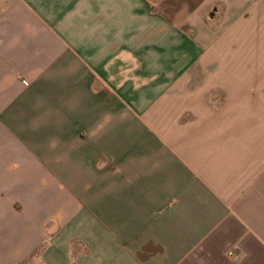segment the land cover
<instances>
[{
  "label": "crops",
  "instance_id": "1",
  "mask_svg": "<svg viewBox=\"0 0 264 264\" xmlns=\"http://www.w3.org/2000/svg\"><path fill=\"white\" fill-rule=\"evenodd\" d=\"M0 264H264V0H0Z\"/></svg>",
  "mask_w": 264,
  "mask_h": 264
}]
</instances>
